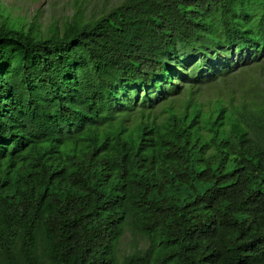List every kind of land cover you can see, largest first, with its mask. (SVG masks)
<instances>
[{
	"label": "trees",
	"instance_id": "trees-1",
	"mask_svg": "<svg viewBox=\"0 0 264 264\" xmlns=\"http://www.w3.org/2000/svg\"><path fill=\"white\" fill-rule=\"evenodd\" d=\"M87 8L0 2V264H264V0Z\"/></svg>",
	"mask_w": 264,
	"mask_h": 264
},
{
	"label": "rangeland",
	"instance_id": "rangeland-1",
	"mask_svg": "<svg viewBox=\"0 0 264 264\" xmlns=\"http://www.w3.org/2000/svg\"><path fill=\"white\" fill-rule=\"evenodd\" d=\"M76 0H0V2L7 7L10 17L20 18L30 24L37 18V23L40 29L47 33L50 28L57 24L61 27L63 21L69 18L74 13V2ZM83 2L87 8V14L95 12L100 15L103 11H109L113 7L119 5L124 0H78ZM243 67L241 70H243ZM238 71V73H240ZM258 77L264 78V73L261 69L250 70L249 72L242 73L237 79L230 82V88L235 90V95L246 93ZM229 88V89H230ZM231 91V90H229ZM227 90H222L221 87L211 86L205 88L200 96V100L206 101L212 99L223 93L225 95ZM145 242L132 233H127L119 246V257L122 258L137 249L145 246Z\"/></svg>",
	"mask_w": 264,
	"mask_h": 264
}]
</instances>
